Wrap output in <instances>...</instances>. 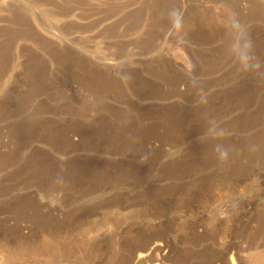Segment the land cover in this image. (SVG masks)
I'll list each match as a JSON object with an SVG mask.
<instances>
[{"label": "rangeland", "instance_id": "1", "mask_svg": "<svg viewBox=\"0 0 264 264\" xmlns=\"http://www.w3.org/2000/svg\"><path fill=\"white\" fill-rule=\"evenodd\" d=\"M155 241L264 264V0H0V264Z\"/></svg>", "mask_w": 264, "mask_h": 264}, {"label": "bare ground", "instance_id": "2", "mask_svg": "<svg viewBox=\"0 0 264 264\" xmlns=\"http://www.w3.org/2000/svg\"><path fill=\"white\" fill-rule=\"evenodd\" d=\"M162 249V244L159 242H154L149 248L148 250H146L145 252L136 254V256H134L133 260H132V264H145L148 262L154 263V264H158V260H159V252H161ZM162 264V263H161ZM232 264L233 261H232Z\"/></svg>", "mask_w": 264, "mask_h": 264}, {"label": "clouds", "instance_id": "3", "mask_svg": "<svg viewBox=\"0 0 264 264\" xmlns=\"http://www.w3.org/2000/svg\"><path fill=\"white\" fill-rule=\"evenodd\" d=\"M217 151L220 153V158L221 159H226L227 158V151L219 146H217Z\"/></svg>", "mask_w": 264, "mask_h": 264}]
</instances>
